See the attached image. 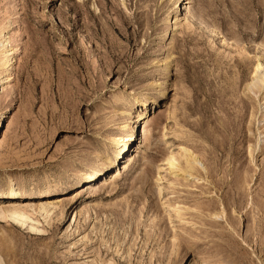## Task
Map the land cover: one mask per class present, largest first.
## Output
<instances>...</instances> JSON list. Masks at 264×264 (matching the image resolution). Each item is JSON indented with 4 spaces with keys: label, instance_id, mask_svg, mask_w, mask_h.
Listing matches in <instances>:
<instances>
[{
    "label": "rangeland",
    "instance_id": "obj_1",
    "mask_svg": "<svg viewBox=\"0 0 264 264\" xmlns=\"http://www.w3.org/2000/svg\"><path fill=\"white\" fill-rule=\"evenodd\" d=\"M5 45L0 209L62 201L0 264H264V0H0Z\"/></svg>",
    "mask_w": 264,
    "mask_h": 264
},
{
    "label": "bare ground",
    "instance_id": "obj_2",
    "mask_svg": "<svg viewBox=\"0 0 264 264\" xmlns=\"http://www.w3.org/2000/svg\"><path fill=\"white\" fill-rule=\"evenodd\" d=\"M185 14L189 15V12L186 10ZM190 17H192V16H190ZM202 26H203V24H202ZM202 28L204 30H206L208 33L213 34V31L210 30L209 28H207L205 26L202 27ZM7 45L3 46V50H2V53H1L2 57L5 58L4 62H1L2 64H0V66H1L0 68L3 67V71H8L9 68L11 67V65H12V62H13V57H12L13 54L11 53L12 51H11V49H8ZM263 84H264V72L260 73L259 72V66H257V68L255 69L254 75L251 77V79L249 80V82L247 84V89H252V88L260 89ZM263 94H264V91H263ZM263 99H264V96H263ZM140 103H142V102H140ZM142 105L145 106L144 103H142ZM132 107H133V105H132ZM131 113H129V114H131ZM136 117L140 118L141 114H138ZM146 122L147 121L142 122V125H143L142 130L143 131H141V132H145ZM133 131H134V128H132V133L130 135H128L129 136V138L127 137L128 140H125L126 142L133 140V136H134V132ZM6 133L7 132H5L4 136L6 135ZM135 139H137V138H135ZM115 141H116V144H118L120 140L116 139ZM138 141H140V140H138ZM126 142H124L123 144L121 143L122 145H121V148H120L119 151L122 154L128 150V144ZM192 156H190L189 158L186 157V159H185L186 167H188L189 170L192 169V165L193 164L199 163L197 158L192 157ZM165 161L171 167L175 166V163H173V156H169ZM98 174H99V171H95L94 170V171L90 172L89 174H87L85 176V179H84L85 182L91 181ZM10 195H12L13 197H18L19 196V194L15 193V192L11 193ZM59 199H54L53 202H48L47 200H39L38 202L28 201L24 205L20 204L18 201H12V202H10L8 204V206L5 209H2V210L0 209V218L9 220L13 224H15L16 226L17 225L21 226V227L28 226L29 229L32 230V231H36V232H41L42 233L43 231L38 227L39 222L36 220L35 215L39 213V215L42 216L44 220H46L47 218L49 219L51 214L53 212H55V210L59 207L58 204L62 201V200H59ZM177 214L179 215L178 211H177Z\"/></svg>",
    "mask_w": 264,
    "mask_h": 264
}]
</instances>
